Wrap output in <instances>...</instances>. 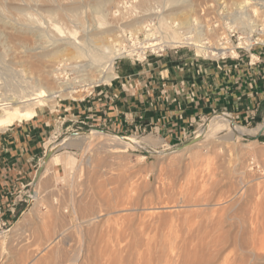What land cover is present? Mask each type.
Wrapping results in <instances>:
<instances>
[{
	"label": "rangeland",
	"instance_id": "rangeland-1",
	"mask_svg": "<svg viewBox=\"0 0 264 264\" xmlns=\"http://www.w3.org/2000/svg\"><path fill=\"white\" fill-rule=\"evenodd\" d=\"M72 1L15 0L12 6L2 5L4 10L0 6V13L10 22L14 20L12 24L17 23L10 26L18 29L17 32L16 28L0 26L5 36L3 41L0 38V104L15 98L22 102L19 110L27 114L13 118L10 125L33 115L50 119L45 155L53 145L65 140L52 152L58 168L54 171L52 166L45 167L35 183L33 180L32 184L21 186L12 218L5 220L0 216V264H235L238 258H247L249 251H239L236 242L244 240L250 244L253 239H264V179L247 174L244 166L252 155L262 158L259 142L264 136L258 139L259 132L254 131L264 124L243 125L229 115L234 125L252 131L251 135L207 130L196 145L186 146L206 124L224 113L217 112L196 122L192 133L176 145L165 144L148 133L118 135L67 121L68 103H77L93 89L111 84L96 83V71L107 72L108 68L101 51L94 50L100 55L99 62L87 55H75L73 45L90 29V20L86 22L90 8L86 2L80 8L79 14L83 20L86 17V23L84 28L78 27L56 10ZM121 1L124 0H114L107 6L108 13L95 24L99 22L102 28L113 32L117 27L128 26L126 22L133 15L144 18L159 11L163 16L172 7L166 0H136L138 14H116L114 7ZM209 1L188 0L190 8L180 15L168 20L162 17L161 30L175 35L168 22L174 20L181 25L180 21L185 20L190 24ZM226 2L245 6L244 19L253 15L264 18V0ZM27 21L33 23L30 26L35 31H42L41 38L21 30ZM109 39L103 45L109 44ZM56 44L63 51L54 59L41 60L28 50L51 49ZM64 60L75 62L73 66L93 63L98 70L87 69L85 77L93 80L92 85H83L86 90L71 98H67V93H58L45 105L44 90L58 92L62 88L58 86L60 82L70 89L83 90L77 67L76 71L67 67L57 74L55 68ZM112 68L113 65L108 69L115 72ZM3 114L7 118L13 113ZM9 126L3 125L0 130ZM92 130L133 138L138 145L91 140L88 133ZM45 155L37 162L39 166L45 162ZM32 191L37 193L36 200L30 196Z\"/></svg>",
	"mask_w": 264,
	"mask_h": 264
},
{
	"label": "crops",
	"instance_id": "crops-1",
	"mask_svg": "<svg viewBox=\"0 0 264 264\" xmlns=\"http://www.w3.org/2000/svg\"><path fill=\"white\" fill-rule=\"evenodd\" d=\"M114 69L109 87L68 103L67 121L118 135L148 133L169 145L217 112L243 125L264 124V57L249 67L246 59L209 64L179 52L146 64L118 62ZM34 116L0 130V216L5 220L12 218L19 188L34 180L45 155L50 119ZM48 166L58 168L55 156ZM33 196L37 199L36 192Z\"/></svg>",
	"mask_w": 264,
	"mask_h": 264
},
{
	"label": "built area",
	"instance_id": "built-area-1",
	"mask_svg": "<svg viewBox=\"0 0 264 264\" xmlns=\"http://www.w3.org/2000/svg\"><path fill=\"white\" fill-rule=\"evenodd\" d=\"M136 7V0H124L113 11L116 14L124 11L135 13ZM156 15L147 17L138 28L117 27V40L113 44L118 55L114 59V67L120 61L143 64L152 58H162L168 54L178 55L179 52H187L188 59L209 64L246 59L249 67H254L260 62V57H264V18L259 19L253 15V21L241 27L238 21L247 13L236 3L226 0L205 3L191 18V23L187 26L191 33L186 36V28L181 29L177 22L172 21L169 26L173 32L178 30L179 33L172 36L163 32ZM138 16L129 17L126 24L139 19ZM190 39L200 41V47L188 44L192 42ZM62 67L64 65L60 66ZM259 144L263 150L262 158L257 155L250 156L246 159L245 166L255 177L264 178V140Z\"/></svg>",
	"mask_w": 264,
	"mask_h": 264
},
{
	"label": "bare ground",
	"instance_id": "bare-ground-1",
	"mask_svg": "<svg viewBox=\"0 0 264 264\" xmlns=\"http://www.w3.org/2000/svg\"><path fill=\"white\" fill-rule=\"evenodd\" d=\"M15 0H0V6H4L5 4H6V6L8 5V6H12V3L14 2ZM24 1V0H23ZM40 1V0H39ZM42 1V0H41ZM48 1V0H47ZM113 1L114 0H82L81 2L79 1V0H73L71 3H68L67 5H66V3H64L65 5L64 6H61V7H56V8H58V9H56V10H59V11H61L62 13H64V15L65 16H67L69 19H71V21H73L75 24H76V26H78V27H83V26H85L84 25V23H86V22H88V19L90 20L89 21V23H90V25H89V27H90V29L86 32V34H84V35H81V36H79V41L78 42H76L75 43V45H77V46H75V45H73V47H74V51H75V55L78 57V58H80V57H84V55H87V56H89L90 58H91V60L93 61V62H99L100 61V55L98 54V53H95L94 52V50H96V51H101L102 52V55H104L105 56V59H107V61H108V68H110L111 67V65H113V63H114V59L117 57V55H118V53H116L118 50H116V47H115V45L113 44L114 43V41H116L117 39H116V36H115V33H116V29L113 31V32H111L112 30H110V29H107L106 27L105 28H102L100 25L101 24H99V22H97L96 24H95V20L97 21H99V19L100 18H102L103 16H105L108 12H107V6H109L110 4H112L113 3ZM167 1V3H169V4H171V9L169 10V13L167 14V13H165V15L163 14V16H161V13H159V11H157V12H154V13H151L150 15H148V16H146V17H142V15L141 16H138L139 17V19H137V20H133L132 22H129L128 24V26H125V28H129V29H132V28H138L139 26H141V24L143 23V21L147 18V17H152V16H154V15H156L157 13H159V14H157L156 16L159 18V24L161 25V21L163 20V18L165 19V20H168L170 17H174V16H176V15H180L182 12H183V10L185 11V9H187L191 4L188 2V0H166ZM211 1H215V0H211ZM60 2H61V0H60ZM85 2L87 3V5L89 6V8H90V10H89V12H88V17H87V19H86V17H85V19L87 20H83V16L81 17V15L79 14V10H80V8L83 6V4H85ZM141 2V1H140ZM147 2V1H146ZM215 2H218V0L217 1H215ZM18 3V2H17ZM54 3H56V2H54ZM13 4H15V3H13ZM20 4H21V2H20ZM20 4H18V6H20ZM23 4H26V2L25 3H23ZM118 4V3H117ZM137 4H138V1H137ZM142 4V3H141ZM57 5H58V3H57ZM140 5V4H139ZM174 5V6H173ZM3 6H2V8H3ZM15 6V5H14ZM23 7H24V5H22ZM26 6H27V4H26ZM43 6V5H42ZM238 6H241L240 5V3L238 4ZM22 7V8H23ZM50 7V6H49ZM21 8V7H20ZM55 8V7H54ZM115 8V7H114ZM190 8V7H189ZM242 8H243V10H244V8H245V6H243L242 5ZM250 8V7H249ZM11 9V8H10ZM13 9H15V8H13ZM17 9V11L19 10L18 8H16ZM0 10H1V7H0ZM3 10H4V8H3ZM22 10H24V9H22ZM21 10V11H22ZM14 11V10H13ZM55 11V10H54ZM59 11H57V12H59ZM11 12V11H10ZM24 12V11H23ZM50 12V11H49ZM51 12H53V11H51ZM60 12V13H61ZM2 13H3V11H2ZM19 13V12H18ZM7 14V13H6ZM23 15H24V13H23ZM109 15V14H108ZM183 16V15H182ZM163 17V18H162ZM179 17V16H178ZM18 18H20V17H18ZM25 19V18H24ZM142 19V20H141ZM162 19V20H161ZM253 19H254V17H247L246 19H244V16H243V19H241L240 21H238V23H239V25L241 26V27H244L245 26V24H248V23H250L251 21H253ZM10 20H12V19H10ZM21 21L23 20V18L22 19H20ZM19 20V21H20ZM32 20V19H31ZM164 20V21H165ZM18 21V20H17ZM29 21V20H28ZM27 21V22H28ZM101 21V20H100ZM185 21V20H184ZM184 21H180L182 24H184L183 26H182V24L180 25L179 24V22L178 21H172V22H177V25L178 26H180V28L181 29H185V31H187L186 32V34H185V36L186 35H188L189 33H191V31H189L190 29H189V27H187L189 24L188 23H185ZM187 21V20H186ZM11 22H14V20L13 21H11ZM10 21H9V19H7V17L5 18V15L3 16L1 13H0V26H3V28L4 27H10V28H12L11 26L12 25H14V24H17V23H11ZM26 22V21H25ZM33 22V21H32ZM137 24H136V23ZM171 21H169L168 22V24L170 23ZM21 23V22H20ZM24 23V22H23ZM88 23V24H89ZM102 23V22H101ZM133 23H135L134 25H133ZM190 23H191V20H190ZM30 24L32 25L33 23H30V22H28V24L26 25V23H25V27L23 28V26H22V31L23 32H26V33H28L29 35H33V36H35V37H38V38H41V36H42V33H40V32H42V31H38V30H34L31 26H30ZM37 24V23H36ZM11 25V26H10ZM20 25V24H19ZM35 25V24H34ZM19 27V26H18ZM15 28H16V26H15ZM14 27L12 28V29H15ZM21 28V27H20ZM20 28H19V30H20ZM39 28V27H38ZM48 28V27H47ZM84 28V27H83ZM1 29V28H0ZM17 32H18V29L16 28L15 29ZM14 30V31H15ZM20 30V31H21ZM40 30V29H39ZM56 30L58 31V32H61L60 31V28H56ZM82 30V29H81ZM5 31H6V29H5ZM8 32V31H7ZM12 32V31H11ZM16 32V33H17ZM20 33V32H19ZM176 33H179L178 32V30H176V31H174V34L176 35ZM13 34V33H12ZM3 37H5L4 36V34L0 31V38H2V41H3ZM14 37V36H13ZM21 37V36H20ZM31 37V36H30ZM55 37V36H54ZM110 38L109 39V44H107V45H103V42L107 39V38ZM7 39H8V37H6ZM6 38H5V41H6ZM15 38V37H14ZM17 38V37H16ZM188 39H189V37H188ZM192 42H190V43H188V44H191V45H194V46H196V47H200V44H198V43H200V41H198L197 39H190ZM19 41V40H18ZM42 42H44V41H42ZM70 42V41H69ZM38 43V42H37ZM107 43H108V40H107ZM4 44V43H3ZM70 44H72L71 42H70ZM104 44H105V42H104ZM40 45H41V43H40ZM43 45H44V43H43ZM53 45V44H52ZM23 46V48H22V50L24 49V45H22ZM21 46V47H22ZM20 47V48H21ZM48 47V46H47ZM50 47V46H49ZM68 47V46H67ZM93 48V50H89L88 48ZM51 48V47H50ZM60 48H62L61 47V45H59V44H56V45H54L51 49H45L44 47H38V48H28V50L30 51V52H34L33 54L37 57V58H39V59H45V58H48V59H54L55 57H59V56H57L60 52H62V51H60ZM21 52V51H20ZM27 53V52H26ZM32 54V55H33ZM102 58H103V56H102ZM86 60V59H85ZM21 63V62H20ZM75 63V62H74ZM74 63H71L70 62V60L69 61H67V60H64V61H61L58 65H57V67L55 68L56 69V72H57V74L58 75H60L61 73H62V69L63 68H67V67H70L73 71H76V69L78 68V70H79V72L81 73V76H80V79H79V82L81 83V84H79V85H81L80 87L81 88H83V90H80V91H76L74 88H69V87H67L66 85V87L64 86V84L63 83H58V86L59 85H61L62 86V88L57 92H51V91H47V90H44V95L46 96V103H45V105L46 104H48L49 102H52L53 101V99L55 98V97H57V94L58 93H67V98H71L72 96H75V95H77L79 92H83V91H85L86 89L84 88L85 86H83V85H92V83L91 82H93V80H90L89 78L90 77H88V79L89 80H87V78H85L86 77V72H87V69H88V71H90V70H93V69H97L96 67H94L93 66V63L92 64H90V65H85V64H88V63H85L84 65H77V66H73V65H76V64H74ZM61 65H64V67H62L61 69H58ZM98 65V64H97ZM21 66V65H20ZM72 67H74L75 69H73ZM77 67V68H76ZM113 67H114V65H113ZM107 68V72H103V71H99L98 69V71H96V72H98L99 73V77H98V80H96V83H100V82H109L110 80H112V78H113V73L109 70ZM113 69V68H112ZM106 70V69H105ZM88 81V82H87ZM34 85V84H33ZM71 86V85H70ZM13 99H15V98H13ZM9 100V101H7V99H4V101L6 102L7 101V103H2V104H0V127H2L3 125H6V126H9L10 124H11V122L14 120V119H18L19 117H24V116H26L27 114L26 113H24L23 111H20L19 109L21 108L20 107V105L22 104V102L21 101H19V100ZM74 99V98H73ZM3 101V100H2ZM3 101V102H4ZM5 111H12V113L13 114H10L11 116L9 117V116H7V118H5V116H4V114H3V112H5ZM14 118V119H13ZM211 131L212 130V132L213 131H217V130H226V131H230L229 133H232L233 135L235 134V135H238V136H240V135H248V136H250L251 135V132L252 131H248V130H246V129H244V128H242V127H239V126H236V125H234V123H233V121H232V119H231V117L229 116V115H227V114H222V115H219V116H217V118L215 119V121L214 122H210V123H208V124H206L205 126H204V128L201 130V132H200V134L196 137V138H194L192 141H190L186 146H191V145H193V144H195V143H197L199 140H200V137L204 134V132L205 131ZM257 131L259 132L258 133V135L259 134H261V133H263L264 132V126L262 127V128H258V129H256L255 131H254V133L256 132L257 133ZM253 134V133H252ZM88 135H89V137L91 138V140L92 139H106V140H110V141H118V142H120V143H122V144H124L125 146H130V147H136L137 145H138V141L137 140H135V139H133V138H125V137H118V136H114V135H112V134H109V133H104V132H100V131H90L89 133H88ZM257 135V136H258ZM67 140V139H66ZM108 143H110V142H108ZM63 144H65V140H63V141H61V143H59V144H56V145H53L51 148H50V150H49V152L51 153V155H50V157H49V159L47 160V161H45V162H43V164L40 166V168L42 169V171H41V173L37 176L38 178H39V176H41V174L42 173H44V170H45V167H46V165H47V163L49 162V160L51 159V157L53 156V154H52V152H54V150L57 148V147H59V146H62ZM196 145V144H195ZM253 156V155H252ZM244 171L247 173V174H249V175H252V176H255V175H253V174H251V173H249L248 171H247V169H246V166H244ZM36 175H37V173H36ZM37 178V179H38ZM259 179H264V178H261V177H258ZM37 180H34V183L36 182ZM35 192V191H34ZM33 192V193H34ZM33 193L31 194V198L33 199ZM35 200H36V198H34ZM33 199V200H34ZM259 235H256V238L258 237ZM236 247H237V249L239 250V251H249V253L246 255L247 256V258H245V257H241L240 259L241 260H239V258H238V261H237V263H235V264H244L243 263V261H249V263L250 264H264V239H262V238H259V239H253V240H251V242H250V244H248L246 241H239V242H236ZM231 259V258H230ZM228 261H229V259H227ZM226 262V261H225ZM228 263V262H227ZM229 264H230V262H229ZM232 264V263H231Z\"/></svg>",
	"mask_w": 264,
	"mask_h": 264
},
{
	"label": "water",
	"instance_id": "water-1",
	"mask_svg": "<svg viewBox=\"0 0 264 264\" xmlns=\"http://www.w3.org/2000/svg\"><path fill=\"white\" fill-rule=\"evenodd\" d=\"M258 137H259V135L256 138H258ZM50 155H51L50 152L45 155V161H47L49 159ZM41 171H42V169L39 167L38 171H37V175L35 176L34 180H37V178H38L37 176L41 173Z\"/></svg>",
	"mask_w": 264,
	"mask_h": 264
},
{
	"label": "trees",
	"instance_id": "trees-1",
	"mask_svg": "<svg viewBox=\"0 0 264 264\" xmlns=\"http://www.w3.org/2000/svg\"><path fill=\"white\" fill-rule=\"evenodd\" d=\"M264 140V139H263Z\"/></svg>",
	"mask_w": 264,
	"mask_h": 264
}]
</instances>
